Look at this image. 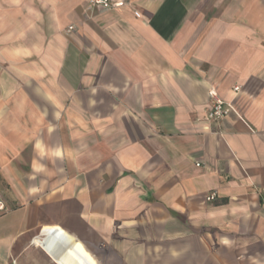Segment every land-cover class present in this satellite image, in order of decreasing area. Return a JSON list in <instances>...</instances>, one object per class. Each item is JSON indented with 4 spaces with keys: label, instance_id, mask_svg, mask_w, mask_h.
<instances>
[{
    "label": "crops",
    "instance_id": "obj_1",
    "mask_svg": "<svg viewBox=\"0 0 264 264\" xmlns=\"http://www.w3.org/2000/svg\"><path fill=\"white\" fill-rule=\"evenodd\" d=\"M115 1L0 0V264H264V0Z\"/></svg>",
    "mask_w": 264,
    "mask_h": 264
},
{
    "label": "bare ground",
    "instance_id": "obj_2",
    "mask_svg": "<svg viewBox=\"0 0 264 264\" xmlns=\"http://www.w3.org/2000/svg\"><path fill=\"white\" fill-rule=\"evenodd\" d=\"M34 241L59 264H97L57 226L45 227V236L37 237Z\"/></svg>",
    "mask_w": 264,
    "mask_h": 264
},
{
    "label": "built area",
    "instance_id": "obj_3",
    "mask_svg": "<svg viewBox=\"0 0 264 264\" xmlns=\"http://www.w3.org/2000/svg\"><path fill=\"white\" fill-rule=\"evenodd\" d=\"M124 5V1L115 0H87V11L98 10H111ZM74 28L73 25L69 26V30ZM238 89V87H236ZM235 112L233 105L218 96L217 92L211 91V103L207 113V119L209 120H219L229 116L231 113ZM200 165V164H198ZM218 196L217 191L212 190L207 193L206 200L209 202L214 201ZM5 210L4 201L0 195V213Z\"/></svg>",
    "mask_w": 264,
    "mask_h": 264
},
{
    "label": "rangeland",
    "instance_id": "obj_4",
    "mask_svg": "<svg viewBox=\"0 0 264 264\" xmlns=\"http://www.w3.org/2000/svg\"><path fill=\"white\" fill-rule=\"evenodd\" d=\"M12 139H13V137H12ZM46 252H43L42 254H43V256H44V258H46L45 256H47V254H45ZM96 258V257H95ZM97 259V258H96Z\"/></svg>",
    "mask_w": 264,
    "mask_h": 264
}]
</instances>
